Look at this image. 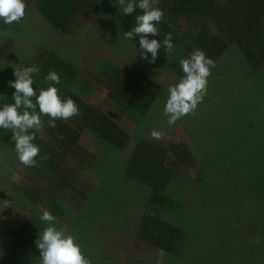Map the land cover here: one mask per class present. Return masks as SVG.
I'll return each mask as SVG.
<instances>
[{
	"label": "rangeland",
	"instance_id": "1",
	"mask_svg": "<svg viewBox=\"0 0 264 264\" xmlns=\"http://www.w3.org/2000/svg\"><path fill=\"white\" fill-rule=\"evenodd\" d=\"M27 15L24 17L25 21L28 20L27 24L16 27L17 31H22V38L38 32L43 38L57 35L44 21V25H37L34 18L29 13ZM224 41L229 43V39ZM55 43L64 44V41L55 40ZM74 43L76 47L73 52L77 55L64 58L70 57L79 64V78L97 79L99 59H106L121 67L135 59L141 63L146 61L140 57L138 50L135 53L110 55L91 45L87 48L84 42H81L83 47H80L79 41ZM127 44L126 40L106 42V46L122 47ZM251 48L246 47L247 50ZM189 54L181 55L176 60L178 54L174 55L173 50H168L167 55L157 56L148 65L143 64L145 69L153 68L152 77L161 85L162 91L152 108L142 117L137 111L124 115L113 109L107 100L106 89L97 90L101 95L91 97L94 106L105 110L123 128L127 126L132 130L135 126L129 116L138 120L136 136H142L143 124L148 123L147 138L156 142L157 147L168 149L163 163L167 167L169 161H174L173 170L178 178L172 174L163 179L168 185L161 193L166 197L165 204L161 208L150 204L151 193L144 185L145 180L140 181L136 177L125 180L121 176V165L109 167L117 156L113 148L107 156L102 155V165L97 171L105 173L106 178L99 192L89 198L92 200L87 202V207L75 209L79 206L78 200L57 201L75 214H71L72 219H69L73 221L60 217V222L65 230H71V224H74V234L78 227L80 230L84 227L92 230L91 248L116 260V264H264V63L252 58L258 52L250 56V53H243L236 42L229 44L222 55L213 60L206 78V90L192 113L169 126L163 105L168 88L174 86L183 75L178 74L172 62L176 60L178 64ZM24 55L23 52L16 56L18 64L20 60L28 63V57ZM13 66L8 68L9 77ZM25 66L23 64L22 67ZM37 69L38 72L41 70L40 67ZM2 72L3 69H0V74ZM153 131L160 133L158 138L151 135ZM134 144L133 140L129 149L124 151L128 159L133 153ZM105 149L102 146L101 153L104 154ZM36 161L31 170L22 166L37 176L36 172L42 170V165ZM119 161L124 163L125 159L121 157ZM19 164L14 149L0 141V264L7 259L10 245L15 241L12 231L18 234L29 218L37 224L42 209L54 217L57 214L54 202H47V199L41 201V209L35 210L32 209L35 201L20 198V202L13 192L7 194L8 199H1L7 188L15 189L18 185L26 190L33 189V185L26 186L22 181L31 174ZM84 167L89 170L87 165L84 164ZM75 170L79 175H84V171L78 167ZM16 174L18 179L19 176L22 178L21 183L14 180ZM40 193L42 197L43 191ZM146 216L161 218L163 222L181 229L183 238L184 232H187V241L180 248L182 252L168 254L140 238V223Z\"/></svg>",
	"mask_w": 264,
	"mask_h": 264
},
{
	"label": "trees",
	"instance_id": "2",
	"mask_svg": "<svg viewBox=\"0 0 264 264\" xmlns=\"http://www.w3.org/2000/svg\"><path fill=\"white\" fill-rule=\"evenodd\" d=\"M39 1L41 0H38L37 6H40L39 10L41 11L44 23L53 28L54 31L64 32V29H66L70 21L75 17L80 0L46 1L44 5L43 2ZM202 1L203 0H185L184 6L176 11L174 10V13H179V15L182 14L187 21H190L189 16L192 13L213 19L215 28L221 32L220 34L224 33V40L228 41L229 39L228 42H231V44H235L236 42L239 49L243 53L244 51L245 53H250V56H254L256 55L255 53L258 52L257 56L252 58H258L260 59L259 63L260 61L264 63V59H262L264 55V0H230V3H226L222 8L209 7L214 13L207 7L208 5L201 7ZM62 12H64V14H62ZM19 21H21V19ZM43 21H41V24ZM65 24L68 25L65 26ZM69 26H71V24ZM16 27V21L9 25L1 23L0 31L7 32L8 34L19 33ZM188 37L189 39H187ZM174 38L177 40L176 36ZM178 39L182 41L181 43L193 44L198 51L204 56L211 58L212 61L222 55L225 50V45L223 44L224 40H220L208 26L204 25L195 33L188 31L184 38L179 37ZM249 46L252 47L251 50L246 49V47ZM39 61L43 64L41 70L33 74L32 86L34 90L38 94L41 88H47L52 82H45L44 77L49 71H55L60 79V83L55 85L58 96L61 99L65 97L71 98L78 108V112L74 116L68 118V121L73 124L76 130L87 132L91 134L95 140L101 143H107L112 148L119 149L120 151H124L129 147L131 139L135 138L139 140V144L133 149L130 159L124 158L125 173L129 175V178L131 176L138 178L140 181L145 180L146 183H144V185L145 187L147 186L146 188L150 189L151 193L149 199L150 204L161 208L166 200V197L161 195V193H164L165 188L168 186L163 179H165L167 175L171 176L172 174L178 178V175L175 174L176 172L174 173L173 170L175 162L169 161L168 166L170 167H166L163 163V158L166 156L168 149L157 147L156 142L147 138V131H145L144 128L148 126V123L144 122L143 124L145 126H143L142 136H136L139 122L133 119L132 116H129L135 123L134 134L131 135L127 133L119 123L113 120L114 118L108 116L100 110V108L98 109L94 106L91 98L96 94L101 95V92H98L101 91V88H103V90L106 89L108 91L107 100L111 107H114L124 115L131 111H137L142 117V115H145L146 112L152 108L162 91L161 85L152 77L153 70L145 69L143 64L137 59L130 62L125 67L118 66L106 59H99L98 64L100 69L98 70V78L88 80L87 77L84 79L83 77L79 78V64L77 62H74L70 57L64 58V56L55 51H52V55L49 56L42 55L39 57ZM172 66H174L173 68L177 70L178 74L182 73L180 65L176 64V60L172 62ZM8 68L9 66H0V69H3L5 74H8ZM11 95L0 101V105L13 103ZM32 99L33 103H35V97H32ZM18 111H20V109H18ZM36 111H38V109H36ZM43 115L40 116V129H30L29 131L34 135L32 143L47 148V145L39 137L42 126L44 125V129L50 131L53 140H55V134L52 127L45 126L42 119ZM161 127L162 126H160V128ZM67 129L70 130L69 127H67ZM79 138L80 134L74 132L71 141L76 144ZM62 139L64 138H58V140ZM0 141L4 146L14 149L11 130L0 129ZM41 152L39 148L38 154L43 153ZM45 155L49 156L50 160H53V163H45L46 166L50 165L51 171L58 172L61 164L65 163L69 158H72L74 161V164L72 163L74 166L78 167V169H83V163L77 161L78 150H73L72 153H69V150H64V153L58 157L50 156L51 153H46ZM183 155H186V153ZM53 165H55V167ZM71 172L78 174L75 167L72 166ZM89 200L91 201L92 199L88 198L87 202ZM87 202L83 201L77 208H84L85 204L87 207ZM54 207L57 210L53 222L54 225L63 229L66 234L73 235L75 242L80 246L81 253L87 259L88 264H116V260L102 255L91 248L92 230L86 227L80 230L78 227L77 233L74 234V224H71V226L73 225L71 230H65L59 218L61 217L68 221H73L69 219H72V216L75 214L66 211L65 207L60 206L57 202L54 203ZM263 215L264 213L262 216ZM30 220L29 218V221L23 225V228L18 234L12 231L15 235L13 239L15 241L10 245L7 259L1 264H39V253L33 248V243L39 231L45 225L40 220L37 221V224ZM184 233L185 235L183 238L181 229L163 222L161 218L158 217L146 216L140 223V238L168 254H178L182 252L180 248L182 245H185L188 238V233Z\"/></svg>",
	"mask_w": 264,
	"mask_h": 264
},
{
	"label": "crops",
	"instance_id": "3",
	"mask_svg": "<svg viewBox=\"0 0 264 264\" xmlns=\"http://www.w3.org/2000/svg\"><path fill=\"white\" fill-rule=\"evenodd\" d=\"M46 1L53 2L54 0H41L39 2H43L44 5ZM229 1L230 0H203L201 7L208 5V8H222L226 5V3L228 4ZM37 2L38 0L24 2L25 14L21 18V21H16L17 26L27 24L26 22L28 20L24 22V17L28 16V13L29 15H31L30 17H32V19L34 18L37 25H42L41 21L43 20L41 11L39 10L40 6L38 5V8ZM133 2L135 3V0H133ZM184 3L185 0H152V6L155 8H159L162 11V16L160 21L155 25L157 28V35L152 36V34H147L149 39L155 38L158 41H162L165 38L166 34H170L172 48L169 50H173L174 55H177L179 53L176 60H178L181 55L183 56L184 54L193 52V49L197 50V48L193 44H185V42L181 43L182 41L178 39L179 37L184 38L188 31H192L193 33H195L197 30L201 29L202 25H204L208 26V28L212 30L220 40L225 39L224 33L220 34L221 32L215 28L213 19H209L208 17L192 13L189 16L190 21H187L182 14L179 15V13H174L176 10L183 7ZM121 8L122 5L120 0H80L78 10L75 13V17L72 21H70L71 26H69L70 24H65V26L68 25L69 27L67 26L66 29H64V32L54 31L55 33H57V35H50V37L48 38L47 36L49 35L44 36L45 38H43L40 36L39 32L37 34L27 35V38H22L20 36L22 31L12 34L0 31V66L10 67L14 65L12 69H15L20 68L23 66V64H25L26 66H35L36 68L40 67L41 69L43 63L39 61V57H41L42 55H52V51H55L64 57L77 55L75 52H73L76 47L74 42L76 41L80 42V47H83L81 42H84L87 48H89L91 45L92 48H99V50L103 53L110 55L120 53L128 54V52L135 53L137 50L139 52L140 50L138 45V37H134L133 40L125 39L123 33L128 31L132 27V25L135 24L134 18L137 14H141L142 10L136 8L134 9L132 14L124 15L121 11ZM209 9L211 10V8ZM211 12L213 11L211 10ZM62 14H64V12H62ZM175 36L177 40L174 38ZM187 39H189V37ZM55 40L64 41V44L55 43ZM66 40H71L72 42H67ZM115 40H126L128 44L122 47L118 45L106 46V42L109 43L110 41ZM223 44L225 45L226 50L231 42L227 44L223 41ZM28 49L32 51H28ZM23 52L25 53L24 56L28 57V63L25 60H20L21 63L18 64L19 61H17L16 56L23 54ZM162 55H167V52L163 48V46H161V48H159L157 51V56ZM146 61L145 63L142 62V64H150ZM156 63L158 62L156 61ZM12 79H14L13 74H11L10 77L4 72L0 74V101L4 100L5 97L12 94L13 89L8 86V81ZM112 108L115 109L114 107ZM100 110H102V108H100ZM103 112L106 113L105 110ZM42 119L45 126L47 125L49 127V117L47 116V114H44ZM67 127H69L70 130H68ZM125 127L126 128L123 129H125L127 133L131 135L134 134L135 126L132 130H130L131 127ZM44 128L45 127L43 125L42 130H40L39 132V137L47 145V148L37 145L43 153L41 152L42 154H37V156L35 157L42 165V170L36 172L38 173V175L36 176L33 175L32 171H30L31 166L29 167V170L25 169V167L19 164L20 167L28 170L31 175L29 177L25 176L24 179L19 176L20 179H18L16 174V178L14 179L19 183H21L22 179L26 186L33 185V189L29 188L26 190L23 187L19 188L18 185L15 189L7 188L4 191V197L1 199H8L7 194L13 192L17 194V199L20 200V202H22V200L35 201L32 207V209L34 210L41 209V201H45L46 199L47 202L54 203H56L58 200H71L72 202L74 200H78L80 202L79 205H81V202L83 201L87 202L88 198L94 197V195L99 192V187L100 185H102L104 179L106 178L105 173H102L101 170L97 171L102 165V155L107 156L108 153H111V150L113 148L109 144H104L97 140L96 144L94 145L95 138L87 132L76 130L73 124L68 121V118H55V127H52V130L55 134V140L52 139L50 131ZM149 128V126L144 128L145 131H147L146 136L149 135ZM74 132L80 134V138L78 140V143L76 144L71 141ZM59 137H62L64 139L58 140ZM89 137H91V140H89ZM133 140L135 141L133 147L134 149L139 144V140L135 138L131 139L129 147L131 146ZM102 146L106 148L104 154L101 153ZM129 147L126 150H128ZM64 150H69V153H72L73 150H78L77 161L83 163L82 170L84 171V175H79L71 172V166L76 167L73 165L74 161L72 160V158H69L65 163H62L58 172L51 171L50 165H45L46 162L53 163V160H50V157L45 155L46 153H51L50 156L52 157H58L59 155H62V153H64ZM116 151V159H114L113 163L109 164V167H112L116 164L118 166L121 165V176L125 180H134L131 176L129 179V175L125 173V162L121 163L119 161L121 157L128 159L125 157L124 151H120L119 149H116ZM89 161L92 162L91 165L88 164ZM84 164L89 167V170L85 169ZM53 166L55 167V165ZM49 175L53 178H50ZM74 176L75 178L73 179ZM44 184H47V186L43 187ZM40 191H43L42 197ZM77 207L75 209H78ZM81 209L84 208L82 207L79 210ZM41 211H44V209H42ZM66 211L69 210L66 209ZM27 221H29V219ZM67 230H69V228ZM33 248L35 249L34 243Z\"/></svg>",
	"mask_w": 264,
	"mask_h": 264
},
{
	"label": "clouds",
	"instance_id": "4",
	"mask_svg": "<svg viewBox=\"0 0 264 264\" xmlns=\"http://www.w3.org/2000/svg\"><path fill=\"white\" fill-rule=\"evenodd\" d=\"M120 2L124 15L132 14L136 8L142 10L141 14L135 16V24L123 33L125 39L133 40L134 37H138L139 54L142 59L151 63L161 46L166 52L172 48L170 34H166L162 41L148 38L147 34L157 35L155 25L162 16V11L152 6V0H135V3L133 0H120ZM24 9V0H0V23L9 25L19 21L25 14ZM213 63L198 50L179 61L183 75L174 86L168 88L167 99L163 105V113L169 126L192 113L204 95L206 78ZM37 71L35 66L13 69L14 79L8 81V86L13 89L11 95L13 103L0 105V129L11 130L17 160L26 167L37 163L35 157L39 148L32 143L34 135L29 130L40 129V116L47 114L49 127H55V118L66 119L78 112L71 98L61 99L58 96L55 85L60 83V79L55 71H49L45 75L44 81L52 83L47 88H41L37 94L32 86V74ZM32 97H35V103ZM151 135L158 138L160 133L153 131ZM38 218L45 225L34 241L35 247L39 250V264H88L73 235L66 234L63 229L54 225V216L44 210Z\"/></svg>",
	"mask_w": 264,
	"mask_h": 264
}]
</instances>
